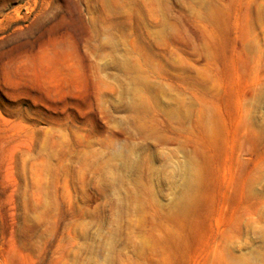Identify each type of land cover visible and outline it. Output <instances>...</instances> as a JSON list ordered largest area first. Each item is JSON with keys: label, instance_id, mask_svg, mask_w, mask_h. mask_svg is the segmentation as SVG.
Returning a JSON list of instances; mask_svg holds the SVG:
<instances>
[{"label": "rangeland", "instance_id": "1", "mask_svg": "<svg viewBox=\"0 0 264 264\" xmlns=\"http://www.w3.org/2000/svg\"><path fill=\"white\" fill-rule=\"evenodd\" d=\"M0 264H264V0H0Z\"/></svg>", "mask_w": 264, "mask_h": 264}]
</instances>
